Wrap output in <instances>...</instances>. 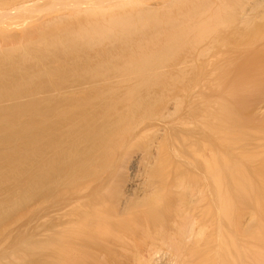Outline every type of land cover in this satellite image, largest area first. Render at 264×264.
<instances>
[{
    "label": "bare ground",
    "instance_id": "bare-ground-1",
    "mask_svg": "<svg viewBox=\"0 0 264 264\" xmlns=\"http://www.w3.org/2000/svg\"><path fill=\"white\" fill-rule=\"evenodd\" d=\"M33 1L37 2V0H0L2 14L0 17L3 19L5 15H9L8 18L11 15H20L23 11H27L29 4L32 5L31 7L34 5L35 8ZM45 1H50L48 7L42 8L45 12L39 9L37 14L36 8L31 9L39 18L40 15L49 14L47 8H51L52 11H49L52 13L57 10L58 5L63 9H68L67 7L72 5V8H69L73 10L52 19L41 16L43 19L35 23L37 35L30 33L35 36L26 37L31 42L40 40L42 46L45 44L44 40L49 43L50 40L57 41L58 47L56 45L54 47H57L59 51L63 47L62 40L54 35L56 40L52 34L62 29H72L70 26L75 22L80 25L79 27L76 25L78 36L81 33L79 30L86 31L87 27L94 28L95 33L106 30L108 36L112 35L113 31L122 30L121 34L117 31L122 36L125 27L126 30L130 29L128 31L130 32L132 28L143 26L148 28V25H159L162 24L161 22L168 21L171 37L167 36V40L164 39L167 37H162V41L165 42L160 47L157 45V31L152 33L155 38L148 31L146 35L150 34V37L147 38L156 40V44L152 40L154 45L161 48L156 46L158 50L154 51L153 48L156 47L152 44L150 49L151 42L148 43L141 31L137 30L141 34V40L143 39L142 42L135 41L138 46L140 45L139 49L145 45L144 40L149 46L145 45L143 52L136 47L137 52L133 53L135 52L133 49H136L132 45L129 49L128 46L131 43L129 45L126 43H129L128 40L132 41L134 37L132 40L127 38L126 43L123 41L124 43L120 46L128 52L131 51L133 55L130 56L122 47L121 49L118 47L120 50L117 48V44L113 42H116V35L115 39L110 36L107 40L110 41L112 37L111 41L107 43L108 41L103 40L107 37H102L106 32L97 33L103 38V42H106L105 44L101 38L99 39L103 43V48L109 53L107 55L105 51V55L111 57L117 52L116 58H118L119 55L124 54L125 57L122 55L121 60H117L119 62L127 57V62L120 63L121 68H119L120 65L118 66L119 63L116 68L110 66L115 69V72L121 71H119L121 75L119 79H113L119 75L116 73L113 80L95 76L97 71L94 70V74L91 69H95L96 59L99 60V58L95 57L96 52L93 54V50H91L92 53L89 50L91 54L87 52L84 53L86 56L76 54L75 60L67 59L77 63L78 55L81 59L84 58L83 61L80 60L82 63L79 61L78 65L75 64V67L81 69V65L85 66L89 63L85 61L86 58L90 61L91 57L96 58L90 63L95 64L94 66L89 64L88 68L87 66L82 68L84 76L85 69H89L86 70L87 74L91 71L94 77L89 75V79L100 78L97 83L95 81V84L93 86L90 84V87L87 85L88 88L80 91L78 95H67L62 94L64 84L60 83L62 80H59L62 89L61 93L55 92L57 96L51 97L53 94L48 96L46 92L44 93L46 97L42 101L38 99L39 102L34 101L32 104L30 102V105L27 104L28 107L23 106L28 110L31 107H42L39 116L42 133L31 136V142L39 144L38 148L35 146L33 149H39L36 153L40 154L38 156L41 158L39 159L40 169L43 166L44 170L49 171L50 162L54 160L58 161L57 166H61L65 160L71 162L68 171L55 175L57 183L54 186L55 189L54 187L52 189L54 190V208L49 207L43 216L44 223H48L45 227L47 238H51L49 242L53 244L48 257L49 264H264V156L256 152L262 148L255 150L254 146L247 145L249 139L255 138L259 142L256 140L254 142L264 146V119H262L264 117V28H259L260 22L257 24V18L259 21V17L262 19L264 16V0H152L150 4L148 2L151 0H87L90 4L86 0ZM72 1L78 4L74 2L76 8ZM85 2L87 3L85 5L90 6L83 7ZM80 3L83 4L82 7ZM24 7H26L25 10ZM29 10L21 14L30 12L28 16L25 15L26 20L31 15ZM40 12L42 14H39ZM37 15L33 16L36 20ZM25 16L21 19H19L21 16L18 19L13 17L10 21L14 19L15 22L16 19L20 22L22 19L25 21ZM33 17L32 20H35ZM23 21L22 27L29 23V20L28 23ZM21 26L18 23V28ZM76 26L73 29H76ZM157 26L153 28L158 29ZM144 27L142 30L146 32L148 29ZM171 27L172 31L178 34L176 35L178 38L183 37L178 39V42L182 41L181 47H176L177 49L175 45L173 47V50L180 49L178 53L176 50L174 51L176 53L173 52L177 54L175 58L173 57L175 60L173 64L170 61L173 59L171 56L173 50L170 47L177 43V37L173 41ZM135 31L133 30L132 33ZM159 31L161 33L163 30ZM128 32H125L123 36L130 37L131 33ZM138 32L135 33L136 40H139ZM118 33V38H121ZM46 34L52 35L50 40L45 38ZM70 34L77 36L74 32ZM99 35L96 36L99 38ZM68 36L66 41L69 43L77 40L72 35ZM95 37L93 40L96 39ZM24 39L25 44L20 41L22 48L19 42L18 46L16 45V40H14L15 44L13 40L12 44L3 40L2 44L7 43V47H11L8 44L16 47L7 48L6 44L2 45L0 62L6 60L8 62V58L3 55L6 54L9 57L12 56L11 59L18 55L26 64L29 62H25L26 58L29 60L33 56H42V51L47 53L49 50H44L47 46L38 47L39 44L34 47L37 51L32 47L24 46L29 43H26V38ZM170 39L174 43L170 42ZM119 40L122 39H118V42ZM111 42L116 44L113 46L120 53L122 52L121 54L115 49L116 52L113 51V55L111 54L112 50L107 48V44L110 48ZM49 43H47L48 47L53 45ZM136 45L133 44V46ZM3 46L7 51L3 50ZM96 46L94 50L97 49ZM113 46H111L112 49ZM51 49V53H54ZM104 49L100 53L107 57L104 55ZM139 51L142 53H138ZM97 52L100 54L99 51ZM65 53L61 55L68 57L69 55ZM80 53H83V50ZM88 54L90 57H87ZM45 56L49 57L48 53ZM57 56L58 54L56 58ZM104 57L100 59H104L103 61L108 64ZM114 57L107 58L112 61ZM131 57H135V60ZM169 58L170 60H167ZM128 59L131 60L129 63ZM19 61L21 60L17 63L15 58L16 65H20ZM33 62V64L36 63ZM100 63L102 62L98 61V65L103 64ZM9 64L6 63L8 68L4 64L7 70L5 71L2 67L4 71L0 70V74H8ZM37 65L36 67H39ZM105 65L98 69L105 68ZM10 68H12L10 71L16 69L14 65ZM117 69L119 70L116 71ZM18 71L20 70L16 71L17 75ZM35 71L34 74H36ZM60 71L62 73V70ZM16 72L10 73L14 75L13 73ZM20 73L23 72L20 71ZM164 73L166 75L172 73L174 77L172 75L164 77ZM41 74L39 73L40 76ZM44 74L46 76V73ZM23 75L24 79L22 77V82L19 83L21 86L30 84L29 81L34 79V77L26 78V75ZM11 77L17 76L15 74ZM55 77L50 78L54 81ZM61 78L65 79L60 76ZM66 78L69 81V78ZM89 79L88 82H90ZM57 82L58 80H55L54 84L58 86ZM70 83L73 85L71 80ZM206 87L209 93L205 91ZM72 89L70 88V92L75 91ZM14 95L16 94L12 93V96ZM29 112L31 113V110ZM5 120L8 121L9 118ZM4 127L6 128L5 125ZM22 127L26 129L27 126ZM22 127L20 126L19 132ZM11 128L7 129L15 130ZM25 129L22 128V131ZM19 132L20 136L24 135V132L23 134ZM8 133H6L7 137ZM222 148L225 149L224 153ZM2 151L0 154L5 152ZM12 151L9 153L13 154L17 150L13 153ZM17 152H20L19 146ZM22 160L23 158L21 161L19 159L20 162ZM9 162L6 163L9 165ZM67 163L65 161V164ZM15 166L16 169L24 168L21 165ZM63 166L67 165L63 164ZM224 169L228 173V184L224 181L226 179L222 174ZM26 170L29 169L26 168ZM35 178L33 182H36ZM4 179L6 181V178ZM35 185L37 186L36 183ZM45 194L46 192L43 196ZM47 197L45 201H48ZM52 229L54 231L50 233ZM13 254L15 255L14 252Z\"/></svg>",
    "mask_w": 264,
    "mask_h": 264
},
{
    "label": "rangeland",
    "instance_id": "rangeland-1",
    "mask_svg": "<svg viewBox=\"0 0 264 264\" xmlns=\"http://www.w3.org/2000/svg\"><path fill=\"white\" fill-rule=\"evenodd\" d=\"M78 1V0H77ZM89 1V0H88ZM87 0H86V2L87 3H89L90 4V2H88ZM91 1V0H90ZM149 1V0H148ZM154 1V0H153ZM152 0L151 1H149L148 2V4H150V3H152L153 2ZM31 2V1H30ZM30 2H28V3H30ZM34 3H35V5L36 6H38L39 8L37 9V7L35 6V8H36V13H37V10H39V9H44V8H46V7H48V4H49V2L48 1H40V0H37V2L36 1H33ZM33 2H32V4H33ZM46 2H48V3H46ZM69 2V1H68ZM73 2V1H72ZM75 2V1H74ZM74 2H73V5H74ZM83 2V1H82ZM81 2V3H82ZM84 3V5L85 4H87V3ZM55 3V2H54ZM54 3H52V4H54ZM76 3V2H75ZM81 3L79 4V5H81ZM72 4V3H71ZM77 4V3H76ZM85 5V6H83V4L81 5V7L83 6V7H86V6H90V5ZM51 5V4H50ZM55 5V4H54ZM53 5V6H54ZM78 5V4H77ZM24 6H25V4H24ZM28 5H26V7H27ZM32 6V5H31ZM30 6V4H29V7H31ZM52 6V7H53ZM72 6V5H71ZM71 6H68L67 8L68 9H63V7H61L60 8V6L58 5V8H57V10H58V12H57V10H55V11H53L52 13H50V11L49 10H51L52 11V9L51 8H47V9H49V10H47L48 12H49V14L48 15H44L43 14V16L42 15H40V18H39V16L37 15V14H33V12H35V11H32L31 9H33L34 8V5H33V7H31L30 8V10H31V15H29L30 16V18L28 17V20H26L27 19V17L26 16H28V13H30V12H28L27 14L26 13H24V15H21V14H23V12H27L28 10H29V7H28V9H27V11H23L20 15L19 14H16V15H11L9 18H8V16L9 15H5V17L2 19L1 17H0V48H2L1 46L2 45H5V47H7V43H5V44H2V42H3V40H4V42H5V40L7 41V42H9V43H11L12 44V40L14 41V40H16L17 41V43H16V45L18 44V42L20 43L19 45H21L20 47L22 48L23 47V45H22V43L23 44H25L24 42H25V39L24 38H26V43H28V45H24V46H28V47H32L33 49H35L34 47H36V45L37 44H39V46L38 47H40V48H44L45 46H47V48H44V50H48L47 51V53H48V55H49V57H47V58H49V60L46 58V54L47 53H45L44 51H42V56H39V57H36V56H33V57H31L29 60H28V58H26V60L27 61H25V62H30V64H29V62L28 63H24L22 60H24L23 58L21 59V57H19L18 55H15V56H13L14 58L13 59H11L12 58V56L11 57H9V56H7L6 54H3L4 56H6V58H8V62H7V60L6 61H4V62H6V63H10L9 64V72H8V74L10 75H8V74H0V76H1V79H0V81H2V82H0V91L2 90V89H5V87H6V89H7V91H9V92H7L6 91V89L5 90H2L1 92H0V118L2 119H0V151L1 150H3L2 152H4L3 154L1 153L0 154V193L2 192V190H3V192L0 194V204L2 205L3 203V205H2V207H4V208H2L1 207V205H0V209H1V213H0V264H49V259H48V257H49V254H50V252H51V249H52V243H50L49 241H51V238L49 239V238H47V232L45 231V227H46V225L48 224L47 222H45L44 223V221H43V216L45 215V212H47L48 210H49V207H51V209H53L54 208V202H55V200H54V190H52L53 189V187L54 186H56V180H55V178H56V176L55 175H58V173L60 174H62V173H64V172H66V171H68L69 170V167H71V162H70V160H65L66 162H68L67 164H65V161L63 162V164L64 165H67L66 167H64L63 166V164L60 166H57L59 163H58V161L56 162L55 160H54V162H53V164H52V162H50V164H51V166H50V168H52V169H48L49 171H50V173H49V171H46V169L44 170L43 169V166H42V168L40 169V165H41V162H40V160H41V158H39L38 156L40 155L39 153L37 154L36 153V151H39V149L37 150V146L39 145V144H35V143H33V142H31V136L34 134V136H36V135H39L40 133H42V123H41V119H40V111H42V107L40 106V108H35V107H31V108H29V110H28V108H25V107H28V106H26L27 104L28 105H30V104H32V103H34V101L35 102H39V100L40 101H42V99L43 98H45L46 97V94L49 96V94H53L51 97H54V96H57V94L56 93H61L60 92V90L62 89V87H63V90H64V93H62V94H67V95H69V94H71V95H78L79 94V92L80 91H82V90H86L87 88H88V86L90 87L91 85L93 86L95 83V81H96V83H97V81L100 79V78H98L97 79V77H107L106 78V80H113V79H119L120 77H121V75L119 74V69H117L116 71H118V72H115V69H113L112 67H110V66H113L114 68H116V65L118 64V66L120 65V63L122 62V61H124V62H127V57L125 58V59H122V61L121 62H119V61H117V60H121V56L123 55L124 56V54H122L121 56L119 55V54H121L120 53V49H121V47L122 46H120V45H122L124 42L126 43V40H128V39H131L132 40V38L134 37V41L132 40V41H130V40H128L129 41V43H126L127 45H129L130 43V45L128 46V48L129 49H131L130 48V46L132 45V47H134L135 49H136V47L138 48V50H145V45H147L145 42H147L148 41V43L149 42H151V43H149L150 44V49L152 48V44H153V47H156L157 45H162V43H164L165 41H162V37H169V38H171L170 37V27H168L169 26V23H168V21H165V22H161L162 24H155V25H153L152 26V24L151 25H148L149 27L147 28V27H144V28H147L148 30L145 32L144 31V29L142 30V28H140V27H138V28H135V29H133L132 28V31L134 30H136L135 31V33H137L138 31L137 30H139V32L141 31V34H143V36H144V39L145 40H147V41H145L144 40V46H141V47H143V48H140L139 49V47H140V45L138 46V42L137 41H139L140 42V40H141V34L138 32V34H139V40H136L135 39V37H137V36H135L136 34L133 32L132 33V31H130V32H128L129 30H126V27H125V29H124V31L125 32H128L129 34L131 33V35H133L132 37H131V35H129L130 37H128V36H123V35H125L126 33L123 31V35L121 36L120 34L122 33V30H117V31H113V34L111 35L110 33V36H112L113 37V39H115L116 37H115V35L117 36V38L115 39L116 40V42L115 41H113V39H112V41L114 42V43H116L115 45L117 46V48L118 47H120V49L118 50L119 51V56H118V58H116V55H117V50H116V48H114V43L113 42H111L109 45H111V46H113V49L111 48V46H110V48H109V46H108V44H107V48H108V50L109 49H111L112 50V52L111 51H109V52H111V54L112 53H114L113 51H115L116 53H114V55H115V57H114V55L113 56H111V57H114V59L112 58V61L111 60H109V59H111V57H109V56H107V55H109V53H108V51L107 50H105L104 48H103V46H102V44L103 43H105L106 44V42H103V40L104 41H108L109 39V37L110 36H108V35H106V34H108V31H106L105 29H102V30H105L104 32H106L105 33V35L104 36H102V37H107V38H105V39H103L99 34H97V33H100V34H104V32H101V30L99 31V32H96L95 33V29L93 30V29H90V28H92V27H87V30L85 31V29H83L84 31H81V30H79V32H81V33H79V36H81V37H79L76 33H78V32H76V31H78V27L80 26V25H78V22L76 23H72V26H70V27H72V29L70 28V29H62L61 31H59V32H55V33H53L52 35L54 36V35H56V36H58V38L60 37L61 38V40H62V43H61V45L63 46H61V45H59V47L61 46L62 48H64V49H60V51L58 50V44H57V41H54V42H56V44L52 41V40H50L49 38L50 37H52V35L51 34H46V37L45 38H47V39H49L50 40V43H49V41L47 42L46 40H44L43 42H45V44L42 46V43H41V41L39 40V41H33V42H31V41H28V39H27V37L26 36H31L32 37V35H34V34H30V33H35L36 34V30H35V26H36V24L37 23H39L43 18H47V19H52V18H54L55 16H57V15H61V14H68L70 11H72L73 9H70L69 7H71ZM76 5H74V8H76L75 7ZM26 7H24V10H25V8ZM55 7V6H54ZM57 7V6H56ZM77 7H79V6H77ZM34 8V9H35ZM66 8V7H65ZM72 8V7H71ZM263 8V7H262ZM33 9V10H34ZM42 9V10H43ZM55 9V8H54ZM53 9V10H54ZM23 10V9H22ZM29 10V11H30ZM44 11V10H43ZM59 11H61V12H59ZM39 12V11H38ZM45 12V11H44ZM43 12V13H44ZM48 12H46V13H48ZM1 14V13H0ZM33 14V15H32ZM39 14H42L41 12L39 13ZM2 15V14H1ZM0 15V16H1ZM4 15V14H3ZM26 15V16H25ZM35 15H37L36 16V18H37V20L35 19V17H33V16H35ZM19 16H21L20 18H19ZM22 16H25L26 18H25V21H23V19H22V21H23V23H28L26 26H24L23 24V27L24 28H26V29H24L22 26H21V23H22V21L20 22V21H17V19L19 18V19H21V18H23ZM41 16L43 17L42 19H41ZM45 16V17H44ZM3 17V16H2ZM13 17H17V19H16V22H18L19 24H20V26L21 27H19L18 28V23H16L14 20H11L10 21V19H13ZM32 17L36 20H32ZM264 17V16H263ZM262 17V19H261V17H259V21H258V18H257V24L260 22L261 24L260 25H258L259 26V28L261 27V28H264V24H263V18ZM2 19V20H1ZM9 19V20H8ZM30 19H31V22H30ZM41 19V20H40ZM2 21V22H1ZM15 22V24H14V22ZM28 21V22H27ZM4 22V23H3ZM5 22H7V23H5ZM12 22H13V24H12ZM1 23H3V24H1ZM36 23V24H35ZM164 23V24H163ZM5 24V25H4ZM14 25L15 27H11L12 25ZM73 25H74V27H73ZM76 25H78V27L76 26ZM145 25V24H144ZM263 27H262V26ZM75 26L77 27L76 29H73V28H75ZM147 26V25H146ZM156 27L157 26V28L159 29V30H163L161 33H160V31L158 30V29H155V28H153V27ZM160 26V27H159ZM161 26H162V28H161ZM167 26V27H166ZM83 27V26H82ZM121 28L123 27V26H120ZM119 27V28H120ZM6 28V29H5ZM24 30H23V29ZM81 28V27H80ZM118 28V29H119ZM120 28V29H121ZM124 28V27H123ZM122 28V29H123ZM172 28V27H171ZM175 28V27H174ZM12 29V30H11ZM31 29H33V30H31ZM90 29V30H89ZM128 29V28H127ZM98 30V29H97ZM169 30V31H168ZM173 30V28L171 29V31ZM32 31V32H31ZM36 31V32H35ZM121 31V32H120ZM149 31V32H148ZM151 31V32H150ZM157 31V35L155 34V36H157L158 37V42H157V45L155 46L154 45V43L156 44V40H154V39H150V38H147V37H150V34H149V36H147L146 35V33L148 32V33H151V35L153 36V32H156ZM158 31H159V34H158ZM71 32H74L75 33V35H77V36H74L73 34H70ZM82 32H84L83 34H85V36L82 34ZM111 32V31H110ZM121 36V38H118V35H117V33ZM125 33V34H124ZM127 33V34H128ZM166 35V33L168 34V35H164V34ZM171 33H175V35L173 36V34L171 35L172 37H173V41H174V39H175V37H177V43L175 42V44H173L172 45V43H174L173 41H171V39H170V42H172L171 43V49L173 50V47H174V45H175V48L176 47H181V44H182V41L181 40H179V42H178V39H180V38H178V36H176V35H178L176 32H171ZM6 34H8L9 35V37H8V35L6 36V37H3V36H5ZM30 34V35H29ZM68 34H70L69 36L71 37V35L72 36H74V37H76V39L77 40H75V42L74 43H69V42H67L66 41V38H67V36H68ZM137 34V35H138ZM37 35V34H36ZM96 35H99V38H98V36H96ZM114 35V36H113ZM1 36H2V38H1ZM35 36V35H34ZM45 36V35H44ZM68 36V37H69ZM84 36V37H83ZM96 36V37H95ZM73 37V38H74ZM96 38V39H94L93 40V38ZM111 37V38H112ZM125 38V39H123V38ZM154 37V36H153ZM168 37L167 38H164V39H168ZM33 38V37H32ZM43 38V37H42ZM54 38H56L55 36H54ZM73 38H70L71 40H73ZM82 38V39H81ZM98 38V39H97ZM101 38V41L103 42V43H101V41L99 40ZM111 38H110V41H111ZM128 38V39H127ZM143 38V37H142ZM155 38V37H154ZM183 38V37H182ZM2 39V40H1ZM23 39H24V42H23ZM31 39V38H30ZM69 39V38H68ZM92 41H91V40ZM103 39V40H102ZM108 39V40H107ZM118 39H122L120 42H122L121 44H119L120 42H118ZM42 40V39H41ZM56 40H57V38H56ZM97 40V42L96 43H98V45L95 43V41ZM99 40V41H98ZM151 40V41H150ZM154 41V43H153V41ZM22 43H21V42ZM63 41H64V43H63ZM66 41V42H65ZM94 41V42H93ZM110 41H108L107 43H109ZM124 41V42H123ZM127 41V42H128ZM137 43H136V42ZM143 41V39L141 40V42ZM3 42V43H4ZM49 43V45L50 44H53V45H50V47H48V45H47V43ZM52 42V43H51ZM59 42V41H58ZM92 42H93V44H92ZM101 43V47H99V49H98V46H100L99 44ZM132 42H133V44H137L136 46H133V44H132ZM135 42V43H134ZM14 44H15V41L13 42ZM158 43H160V44H158ZM35 44V46H32V45H34ZM60 44V43H59ZM94 44H96L95 46L97 47V49L96 50H94ZM141 44V43H140ZM167 43H165V45H166ZM9 46H11L12 47V45H10V44H8ZM57 46V47H54V46ZM164 45V44H163ZM162 45V46H163ZM18 46V45H17ZM52 46V47H51ZM124 46H125V44H124ZM147 46H149V45H147ZM11 47H7V48H11ZM14 47H16L15 45H14ZM14 47H12V48H14ZM19 47V49H21ZM104 47H106L105 45H104ZM125 47H127V46H125ZM158 47V46H157ZM153 48V50L154 51H156V50H158V48H160V47H158V48ZM3 48H4V46H3ZM53 49L54 50V53H51V51H50V49ZM56 48H57V50H58V52H60V53H58L57 51H56ZM123 48V50H124V52H127L128 54H130V56H132L133 54L132 53H130V52H128L127 50H125V48L124 47H122ZM17 49H18V47H17ZM51 49V50H52ZM102 49H104V55H105V51H106V53H108L107 55H105V56H107V57H104L101 53H100V51L102 50ZM115 49V50H114ZM161 49V48H160ZM159 49V50H160ZM171 49H169L170 51H172ZM177 49V48H176ZM175 49V50H176ZM0 50H2V49H0ZM3 50H6L7 51V49H3ZM23 50V49H22ZM36 51H37V48L35 49ZM35 50H34V53H35ZM42 50V49H41ZM53 50H52V52H53ZM82 50H83V53H80V51L82 52ZM84 50H85V52H84ZM91 50H93V54H95V52H96V54L97 55H95V57L96 58H99V60H97L96 58H93V57H91V59L93 60V59H96V61H97V64L96 65H98V61H101L102 63H100V64H102V65H98V67L96 68V65L94 66L93 64L91 65L90 63H92V60L90 61L89 59H85V61L86 62H88L89 61V63H88V65L90 64L91 66H94L95 67V69L93 68V69H91V67H90V69H91V71L94 73V70L95 71H97V74L95 75V76H97L96 77V79H89L90 78V76L91 77H94V76H92L91 75V71H90V73L89 74H87V71L89 70H87V69H85V76L83 75L84 74V69L83 68H85V66H87V68L90 66H88L87 65V63H86V65L84 66V65H81V61L80 60H84V58L83 59H81L80 57H79V55L80 56H83V55H85L86 56V54H84V53H90V51ZM123 50H121V51H123ZM153 50H152V52H153ZM175 50H173L171 53V56H172V58L174 57L175 58V55H177V54H174V53H176V52H174ZM180 49H178V51H179ZM50 51V52H49ZM65 51L67 52V53H65ZM89 51V52H88ZM97 51H99V53L101 54H98V52ZM133 51H135V52H133V53H136L137 52V49L136 50H134L133 49ZM141 51H139L138 53H140ZM177 51V50H176ZM178 51H177V53H178ZM65 53V54H68L69 56L67 57V55H66V57H64L63 56V54L61 55V53ZM123 52V53H124ZM143 52V51H142ZM141 52V53H142ZM160 52V51H159ZM174 52V53H173ZM37 53H39V54H41V52H37ZM43 53L45 54L44 56H43ZM91 53H92V51H91ZM90 53V54H91ZM137 53V54H138ZM157 53H158V51H157ZM52 54V56H50ZM58 54V58H56V55ZM76 54H79L78 56H77V59L81 62V63H79L80 65H81V69H79L80 67H75V64L76 65H78L77 63L79 62H77V63H75V61L73 62H70V60L69 59H67V58H70L71 60L73 59V60H75V55ZM82 54V55H81ZM92 54V55H93ZM110 54V55H111ZM132 54V55H131ZM136 54V55H137ZM145 54V53H144ZM144 54H142V55H144ZM3 55H2V57H3ZM26 55V54H25ZM25 55H23V56H25ZM37 55V54H36ZM89 55V54H88ZM100 55V57L101 58H105V60H106V62H108V64L107 63H105L103 60L104 59H100V57H98ZM174 55V56H173ZM18 56V57H17ZM22 56V55H21ZM22 56V57H23ZM61 56V57H60ZM84 56V57H85ZM129 56V55H128ZM140 56H141V54H140ZM45 57V58H44ZM51 57H53V58H51ZM61 59H60V58ZM87 57H90V55L89 56H87ZM125 57V56H124ZM5 58V59H6ZM15 58H16V62L18 63V60H21V61H19V64L20 65H16V62H15ZM34 60H33V59ZM65 58V59H64ZM80 58V59H79ZM107 58V59H106ZM120 58V59H119ZM123 58V57H122ZM128 58H130V57H128ZM131 58H133L134 60H135V57H131ZM171 58V57H170ZM170 58L169 59H167V60H170ZM171 58V59H172ZM174 58L172 59V60H170L172 63L171 64H173V60H174ZM36 59V60H35ZM51 59V60H50ZM132 59V60H133ZM3 60V59H2ZM64 60V61H63ZM115 60V61H114ZM129 60L130 59H128V63H129ZM14 61V62H13ZM33 61H35L36 63L35 64H33L34 62ZM63 61V65H62V67H61V62ZM65 61H67V63H68V65H67V63H65ZM85 61L83 62V64L85 63ZM131 61V60H130ZM169 61V62H170ZM3 61L2 62H0V65H1V63H2V65L0 66V70H3L2 69V67L4 68V64H5V67L7 66V68H8V65H6V63H4ZM22 62V63H21ZM32 62V63H31ZM117 62V63H116ZM124 62H123V64H124ZM174 62H175V60H174ZM11 63H13L12 65H14V67L16 68L15 69V71H10V69H12V68H10L12 65H11ZM65 63V64H64ZM93 63H95V61H93ZM113 63H115L114 65H113ZM22 64V65H21ZM36 64H38L37 66H39V67H36ZM69 64H70V67H69ZM104 64H106L105 65V68H103V67H101V69H102V72H101V69H98L100 66H104ZM125 64H127V63H125ZM24 65H26L25 67H23ZM30 65H34L35 66V70L33 69V67L34 66H31L30 67ZM79 65V66H80ZM122 65V64H121ZM119 66V68H121L122 66ZM30 67V69H29V67ZM65 66V67H64ZM72 66V67H71ZM82 66H84L83 68H82ZM27 67V68H26ZM64 67V68H63ZM67 67L69 68V69H67ZM37 68V69H36ZM39 68V69H38ZM61 68V69H60ZM66 68V69H65ZM78 68V69H77ZM111 68V69H110ZM6 68H4V70H5ZM27 69V70H26ZM99 71H98V70ZM110 69V70H109ZM112 69H113V71H114V75H113V71H112ZM3 70V71H4ZM7 70V69H6ZM5 70V71H6ZM17 70H20L21 72H23V73H20V71H18L19 73H18V75H17ZM30 70H34L35 71V73L36 74H34V71L33 72H31ZM60 70H62V73H61V71ZM87 70V71H86ZM104 70H106V72L104 71ZM2 71V72H3ZM111 71H112V75H110V73H111ZM10 72H16V73H13L14 75L16 74V76L17 77H11V76H14V75H11L12 73H10ZM103 72H105V73H103ZM108 72V73H107ZM121 72V71H120ZM39 73L41 74V73H46V76H45V74L43 75V74H41V76L39 75ZM115 73L118 75V76H116L115 75ZM175 73V72H174ZM23 74H25L26 76V78L27 77H34V79H32L33 81H29V83L30 84H27V85H24V86H21V84L19 85V83H21L22 81H21V79H22V77L24 76ZM38 74V75H37ZM95 74V73H94ZM105 74V75H104ZM109 74V75H108ZM165 74V73H164ZM163 74V75H164ZM188 74V73H187ZM90 75V76H89ZM104 75V76H103ZM106 75H108V76H106ZM166 75V74H165ZM164 75V77H171V75H172V77H174V74H169V73H167V75L165 76ZM169 75V76H168ZM56 76V77H55ZM60 76L61 77H65V79H63V78H61L60 79ZM110 76V77H109ZM114 76H116V78H113ZM120 76V77H119ZM3 77V78H2ZM50 77H55L54 78V81L56 80H58V82H57V84H58V86L56 85V84H54V81H53V79H51ZM66 77H68L69 78V81H68V79L66 78ZM72 77V78H71ZM76 77V78H75ZM84 77H86L85 79H84ZM118 77V78H117ZM163 77V76H162ZM13 78V79H12ZM18 78V79H17ZM71 78V79H70ZM113 78V79H112ZM188 78H190V77H188ZM15 79V80H14ZM23 79H24V77H23ZM73 79V80H72ZM88 79H89V81L90 82H88ZM47 80H48V82H47ZM61 82H60V81ZM70 80H71V82H73V85H72V83H70ZM79 82H78V81ZM91 80H92V82H91ZM26 81H28V80H26ZM53 81V82H52ZM59 82L60 83H63L64 85L62 86V84L60 85L59 84ZM56 83V82H55ZM78 83H80V84H78ZM2 84V85H1ZM72 86H71V85ZM81 84H82V86H81ZM91 84V85H90ZM74 85H76V86H74ZM88 85V86H87ZM5 86V87H4ZM8 86V87H7ZM57 86V87H56ZM62 86V87H61ZM69 86H71V87H69ZM81 88V87H83V88H81V90H79V88ZM10 87V89H8ZM66 87H68V88H65ZM73 87H76L77 89L75 90V88H73ZM86 87V88H85ZM12 88V89H11ZM70 88L72 89V90H75L74 92L72 91V92H70ZM207 87L205 88V91L207 92ZM15 90V91H14ZM68 90V91H67ZM3 91H5V92H3ZM52 91V92H51ZM54 91V92H53ZM68 93H67V92ZM204 91V92H205ZM47 92V93H46ZM56 92V93H55ZM210 91H208L207 93H209ZM3 93V95H1ZM12 93H15L16 95H14V96H12ZM44 93H46V94H44ZM54 93H55V95H54ZM37 98V99H36ZM33 99V101H31ZM39 99V100H38ZM37 100V101H36ZM31 102V103H30ZM30 103V104H29ZM14 105V107L16 108V109H14V107H12ZM38 105V104H37ZM19 106V107H18ZM23 106H25V107H23ZM21 107V108H20ZM11 108H13L12 110H11ZM36 109H38V110H36ZM6 111V113H5V111ZM7 110H9V112L7 111ZM31 110V113L29 112ZM34 110H36V112L35 113H33V111ZM2 111H3V113H2ZM19 111V112H18ZM38 111V112H37ZM16 112L18 113V114H16ZM28 112V113H27ZM33 113V114H32ZM14 114V115H13ZM4 117V118H2V117ZM10 116H11V118H10ZM13 116V117H12ZM16 116L18 117V118H16ZM8 119L9 118V120L7 121V120H5V119ZM15 118V120H12V119H14ZM262 119H264V117L262 118ZM11 120H12V122H11ZM40 121V122H39ZM10 122V123H9ZM15 122V123H14ZM18 122V123H17ZM38 122H39V124H38ZM26 123H27V125H26ZM41 123V124H40ZM4 125L6 126V128L4 127ZM23 125H25V126H27L26 127V129H25V127H22ZM32 125V127H30ZM20 126L23 128V129H25L24 131H22V128H21V131L19 132V128H20ZM34 126V127H33ZM40 126V127H39ZM3 127H4V129H3ZM9 127H12L11 129H15V130H8L7 128H9ZM29 128V129H28ZM30 128H32L31 130H30ZM39 129H41V130H39ZM4 132H3V131ZM17 133H16V132ZM9 132V133H8ZM18 132L21 134V132H22V134H23V132H24V135H22V136H20L19 134H18ZM6 133H8V137H7V134ZM11 133V134H10ZM26 133V134H25ZM32 133V134H31ZM38 133V134H37ZM36 134V135H35ZM11 135H13V137H11ZM19 135V136H18ZM5 138H4V137ZM18 136V137H17ZM11 137V138H10ZM16 137V138H15ZM28 137H30V138H28ZM7 138H8V140H7ZM14 138V139H13ZM26 138V139H25ZM11 139V140H10ZM21 139V140H20ZM24 139V141H22ZM30 139V140H29ZM256 139L255 138H253V140H250L249 139V142H248V144L247 145H249V146H251V147H253V148H255V150L256 149H260V148H262L261 150H259V151H256V152H260V153H262L263 154V156H264V149H263V147H262V144L261 143H258L259 141L258 140H256V141H258L257 143L256 142H254ZM10 141H13V142H10ZM252 141V142H251ZM10 142V143H9ZM22 147H21V146ZM18 146H19V150H20V152H17L18 151ZM27 146V147H26ZM37 147V148H35V150L33 149V147ZM261 146V147H260ZM17 147V148H16ZM29 147V148H28ZM13 148H15V149H13ZM20 148H22V149H20ZM9 149V150H8ZM224 151H223V153L225 152V149L224 148H222ZM13 150V151H12ZM15 150H17L15 153H13ZM30 151V153L28 154V151ZM7 151H8V153L9 152H11L12 151V153L13 154H15L14 156H13V154H11V153H7ZM23 151L25 152V151H27V152H25V153H23ZM18 153H19V155H18ZM22 154H24V155H22ZM26 154H28V155H26ZM36 156H35V155ZM43 154V153H42ZM11 157H10V156ZM23 157H22V156ZM27 156V158H26V156ZM33 155V156H32ZM225 155V154H224ZM16 156V157H15ZM43 156V155H42ZM10 159H9V158ZM18 158V159H17ZM23 158V160L25 159V161H23L22 160V162H20L21 161V159ZM12 159V160H11ZM19 159H20V161H19ZM40 159V160H39ZM9 160H11L10 162H9ZM3 162H5L4 164H3ZM6 162H9V165H8V163H6ZM16 162V164H14ZM37 163V164H36ZM40 163V164H39ZM13 164H14V166L15 165H18V166H24V168H22V167H20V169H22V170H20V169H16V168H14V166H13ZM26 165V166H25ZM4 166V167H3ZM11 166V167H10ZM34 168V166H35V170H34V172H33V170L30 168ZM33 166V167H32ZM55 166V167H54ZM6 167V168H5ZM16 167V166H15ZM40 169L39 171H38V169ZM56 167H58V168H60V169H58V168H56ZM10 168H11V172H10ZM26 168L27 169H29V170H26ZM64 168H66V169H64ZM24 169V170H23ZM3 170H4V172H6V173H4L3 172ZM15 172H14V171ZM31 170V171H30ZM42 170V171H41ZM62 170V171H61ZM19 171V172H18ZM37 171V172H36ZM56 173H55V172ZM60 171V172H59ZM17 172H18V174H17ZM45 173V175H47V174H49V175H47V176H45L43 173ZM48 172V173H47ZM2 173V174H1ZM3 173H4V175H3ZM11 173V174H10ZM54 173V174H53ZM20 174H22V175H20ZM222 174H223V177L226 179V180H224V181H226V183L228 184L229 183V181H228V173H227V171H225V169L223 170V172H222ZM3 175V176H2ZM17 175H18V177H17ZM20 175V176H19ZM32 175H33V177L35 178V179H37L36 180V182H33V180H34V178L32 177ZM37 175V176H36ZM44 177H43V176ZM16 176V177H15ZM40 176V177H39ZM55 176V177H54ZM3 177V178H2ZM32 177V178H31ZM42 177V178H41ZM50 179V177H51V179L49 180L48 178ZM4 178H6V181H5V179ZM8 178V179H7ZM31 178V179H30ZM32 181V182H29V181ZM54 182H53V181ZM7 181H9V182H7ZM35 181V180H34ZM38 182V183H37ZM35 183L37 184V186L35 185ZM4 184H6V185H4ZM30 184V185H29ZM15 186H17V188H15ZM32 186V187H31ZM47 186V187H46ZM3 187V188H2ZM31 187V188H30ZM34 187V188H33ZM14 188L16 189V190H14ZM37 190H36V189ZM49 188V189H48ZM52 191H51V190ZM54 189H55V187H54ZM25 190V191H24ZM30 190V191H29ZM42 192V194H41V192ZM47 190H49L50 192H48ZM6 191H7V194H6ZM27 191V192H26ZM44 191V192H43ZM25 192V193H24ZM35 194H34V193ZM40 192V193H39ZM46 192V194H45V196H43L44 195V193ZM48 192V193H47ZM23 193H24V195H23ZM30 193V194H29ZM33 193V194H32ZM51 193V195H49ZM27 194V195H26ZM41 196H39V195ZM5 195V196H4ZM23 195V196H22ZM32 195V196H31ZM36 195H37V197H36ZM7 196V197H6ZM28 196V197H27ZM47 196H49V198L47 197ZM51 196V197H50ZM36 197V198H35ZM38 197H40V198H38ZM46 197L48 198V201H45V199H46ZM2 198H4V199H2ZM21 198H23V200L21 199ZM31 198V199H30ZM43 198V199H42ZM42 200V201H41ZM47 200V199H46ZM15 201H19L18 203H16ZM3 202V203H2ZM12 203H14L13 204V207H12ZM24 203V204H23ZM46 203V204H45ZM44 204V205H43ZM10 207L12 208V209H10ZM7 210H6V209ZM9 208V209H8ZM32 208V209H31ZM34 208V209H33ZM3 209L6 211H3ZM31 209V210H30ZM20 214V215H19ZM22 214V215H21ZM18 216V217H17ZM19 216L21 217V218H19ZM15 217L17 218V219H15ZM18 218H19V220H18ZM15 220H18V221H15ZM53 221V220H52ZM41 231H43V233L41 232ZM54 231V229H52V231H49L50 233L51 232H53ZM45 232V233H44ZM30 233H32V234H30ZM31 238H30V237ZM35 237V238H34ZM33 238V239H32ZM44 240V241H43ZM47 241V242H46ZM35 242V243H34ZM32 243V244H31ZM52 244V245H51ZM32 246H34V247H32ZM50 246V247H49ZM33 248V249H32ZM43 248V249H42ZM9 252H10V254H9ZM11 252H12V254H11ZM13 252L15 253V255L13 254ZM44 253V254H43ZM9 254V255H8ZM10 257V258H9Z\"/></svg>",
    "mask_w": 264,
    "mask_h": 264
}]
</instances>
